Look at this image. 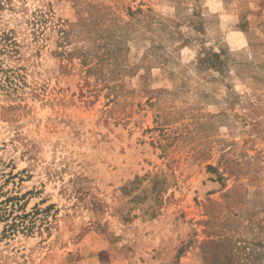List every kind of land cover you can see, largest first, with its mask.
<instances>
[{"label":"rangeland","instance_id":"1","mask_svg":"<svg viewBox=\"0 0 264 264\" xmlns=\"http://www.w3.org/2000/svg\"><path fill=\"white\" fill-rule=\"evenodd\" d=\"M0 264H264V0H0Z\"/></svg>","mask_w":264,"mask_h":264},{"label":"trees","instance_id":"2","mask_svg":"<svg viewBox=\"0 0 264 264\" xmlns=\"http://www.w3.org/2000/svg\"><path fill=\"white\" fill-rule=\"evenodd\" d=\"M15 30L0 28V90H10L17 86L20 67L17 61L21 45L15 38Z\"/></svg>","mask_w":264,"mask_h":264}]
</instances>
